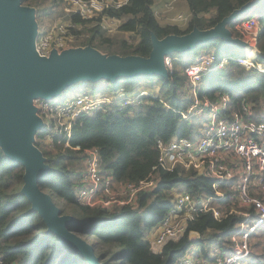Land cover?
<instances>
[{"label":"trees","instance_id":"1","mask_svg":"<svg viewBox=\"0 0 264 264\" xmlns=\"http://www.w3.org/2000/svg\"><path fill=\"white\" fill-rule=\"evenodd\" d=\"M186 1L191 12L186 27L162 24L154 13V0H129L119 8L109 6L107 11L121 19L117 33L104 29L96 20L74 15L78 23L72 30L75 45H91L106 54L148 57L153 49V34L162 39L195 28L211 29L251 0ZM23 3L35 8L41 30L63 16L61 0H23ZM260 15L258 43L264 53V5ZM46 17H53L51 23H44ZM228 27L233 37L241 36L233 21ZM204 51H214L216 64L223 65L203 75L198 84L200 95L216 98L223 92H231L233 107L255 102V118L264 120V73L239 63L237 58L245 54L244 47L222 37L188 50L173 51L168 77L139 73L115 80L105 77L80 80L67 87L59 96V103L81 92L111 97H119L123 92L135 96L130 104L113 99L101 103L91 113L82 112L71 120L70 133L56 130L61 122L59 116L41 113L45 125L37 131L35 144L51 168L40 185L52 195L62 214L71 213L79 221L73 228L94 246L105 264H122V260L125 264H175L194 245L199 248L196 257L209 256L213 246L231 242L232 232L243 220L244 216L237 213L222 220L211 213H201L188 228L199 231L200 237L191 238L187 231L156 249L150 236L169 210L175 189H187L195 196L211 192V179L192 169L177 166L174 170L160 167L154 170L160 155L159 140L168 142L175 136L195 139L199 134L202 120L184 119L181 111L192 101L185 68ZM255 54L257 51L252 49L250 58ZM144 90L147 93L138 94ZM69 94L72 95L68 98ZM91 147L98 148L103 176L110 178L114 187L137 182L153 171L156 184L141 192L137 207L121 204L106 207L78 201L86 149ZM24 173L22 163L11 159L0 144V264H90L79 251L62 244L55 233L48 231L43 216L32 208V201L22 192ZM260 196L264 199V193ZM226 202L225 209L229 207V199ZM249 242L250 254L236 264H264V223L251 234Z\"/></svg>","mask_w":264,"mask_h":264},{"label":"built area","instance_id":"2","mask_svg":"<svg viewBox=\"0 0 264 264\" xmlns=\"http://www.w3.org/2000/svg\"><path fill=\"white\" fill-rule=\"evenodd\" d=\"M129 0H61L63 16L58 18L47 29L39 30L35 48L42 56H49L53 49L61 52L74 47L75 34L73 28L78 27L73 16L82 19L96 20L104 29L113 31L121 24V19L112 15L109 6L122 7ZM177 0H154L153 9L158 19L169 18L174 22L188 19V16L175 10ZM264 0H251V5L234 19L235 27L247 25L251 30L249 38L245 39L242 57L239 63L247 68H256L264 73V53L258 43L260 24V9ZM190 18V17H189ZM258 22V28H257ZM176 24V23H175ZM255 49L258 54L250 58V51ZM210 56H199L186 66L185 72L191 86L192 101L186 110L181 111L184 119L200 118L209 122L198 136L193 139L188 136H175L170 141H158L160 155L158 167L174 170L177 166L192 169L198 175L211 179V192L195 196L187 189L174 191L171 206L159 224L151 230L152 242L159 248L169 239H177L185 234L191 222L201 213H211L222 220L230 214L243 215V220L232 232L229 243L215 245V251L209 256L196 257L193 264H236L241 258L250 254L251 234L264 223V120L255 118V102H243L240 107H233L231 92H223L216 98L201 96L198 84L203 75L221 67L216 64V53L204 51ZM168 68H172L170 55L165 57ZM147 91L138 92L139 95ZM102 95V94H98ZM75 94L64 103L59 99L34 100L39 113L57 115L62 123L56 127L58 131L71 132V120L84 111L92 112L106 101H120L124 104L134 102V95L123 92L119 97L108 95ZM264 110V105L262 106ZM212 114V117H210ZM50 139H47V141ZM51 141V140H50ZM85 170L79 180L77 199L80 203L111 207L114 204L137 207L141 192L152 189L156 184L153 171L137 182H128L114 187L110 178L105 179L102 173L99 151L96 147L86 149ZM229 199V207L224 208ZM220 202V205L218 204ZM189 235L200 237L197 230H190ZM235 250V254H231ZM196 251V250H195ZM190 252V251H189ZM188 252V253H189ZM187 253V254H188ZM184 255L175 264H189Z\"/></svg>","mask_w":264,"mask_h":264},{"label":"water","instance_id":"3","mask_svg":"<svg viewBox=\"0 0 264 264\" xmlns=\"http://www.w3.org/2000/svg\"><path fill=\"white\" fill-rule=\"evenodd\" d=\"M246 3L224 18L215 27L159 39L153 34V49L148 57L132 54H106L91 45L74 46L49 56L40 55L35 48L39 25L35 8L23 0H0V144L5 153L25 168L24 192L32 201L62 244L84 255L90 264H105L95 253L94 246L72 227L79 221L72 214H62L49 192L40 185L50 170L41 149L35 144L37 131L45 122L34 100L63 95L67 87L80 80L101 77L115 80L120 76L139 73L168 77L170 70L165 57L173 51H184L216 37L241 44L228 27L231 21L250 5Z\"/></svg>","mask_w":264,"mask_h":264},{"label":"rangeland","instance_id":"4","mask_svg":"<svg viewBox=\"0 0 264 264\" xmlns=\"http://www.w3.org/2000/svg\"><path fill=\"white\" fill-rule=\"evenodd\" d=\"M187 2H186V0H177L176 1V6H175V10L177 11V12H182L183 14H185L186 16H188V19H186V20H182V21H179V22H174L173 20H171V19H169V18H163V19H159V21L162 23V24H178V25H180V26H182V27H186L187 26V24H188V22H189V20H190V18H191V12L189 11V9H188V7H187ZM263 5H264V3H263ZM263 5H261V6H263ZM190 17V18H189ZM53 17H46V19H45V21H44V23L45 24H47V23H51V19H52ZM59 18V17H58ZM58 18H56L55 19V21L58 19ZM54 21V22H55ZM236 28V27H235ZM257 28H258V22H257ZM236 30L240 33V35L241 36H239V38L240 39H242V40H245V39H247V38H249V36L251 35V30L249 29V27L247 26V25H240L239 27H237L236 28ZM119 31V29L117 28V29H115V30H113V31H110V32H114V33H117ZM201 56H210L209 54H206L205 52H202L201 53ZM210 57H212V56H210ZM223 61H225V60H223ZM192 63V62H191ZM223 64V63H222ZM81 93H83V92H81ZM190 93V92H189ZM71 95L72 94H69L67 97L69 98V97H71ZM109 95V94H108ZM75 96V94L71 97V98H69V100H71L73 97ZM93 96H97V98L98 99H102L103 97H100V96H103V95H98V94H95V95H93ZM54 98H56V97H53V98H51V99H54ZM58 99H60V97H57ZM74 99V98H73ZM210 117H212V114H210ZM208 120L207 119H203L202 120V123L200 124V126H199V128H198V131H202V129H203V127L205 126V125H207L208 124ZM63 123V122H62ZM62 123H58L57 125H56V127L57 126H60ZM48 141H50V140H48ZM176 190H179V189H175L174 191H176ZM68 211H70V210H68ZM68 214H71V213H68ZM72 229H73V227H72ZM193 238H196V236H193ZM251 238V237H250ZM151 239H152V237H151ZM155 247H157V245H155ZM218 247H214V248H212V250L213 251H215L216 249H217ZM196 250V251H195ZM190 251V252H189ZM189 253L187 254V258L190 260V262H189V264H193L196 260H198L196 257H194L193 256V252H199V248H197V246H192V248L191 249H189ZM212 252V251H211ZM121 263L122 264H125L124 263V261L122 260L121 261Z\"/></svg>","mask_w":264,"mask_h":264},{"label":"crops","instance_id":"5","mask_svg":"<svg viewBox=\"0 0 264 264\" xmlns=\"http://www.w3.org/2000/svg\"><path fill=\"white\" fill-rule=\"evenodd\" d=\"M187 2V1H186ZM264 2V1H263ZM187 4H188V2H187ZM262 5H263V3H262ZM187 7H188V9H189V11H190V7H189V5H187Z\"/></svg>","mask_w":264,"mask_h":264},{"label":"bare ground","instance_id":"6","mask_svg":"<svg viewBox=\"0 0 264 264\" xmlns=\"http://www.w3.org/2000/svg\"><path fill=\"white\" fill-rule=\"evenodd\" d=\"M231 254H235V251L234 252H231Z\"/></svg>","mask_w":264,"mask_h":264}]
</instances>
